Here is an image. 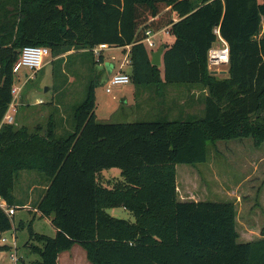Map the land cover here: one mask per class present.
Returning <instances> with one entry per match:
<instances>
[{"label": "trees", "instance_id": "16d2710c", "mask_svg": "<svg viewBox=\"0 0 264 264\" xmlns=\"http://www.w3.org/2000/svg\"><path fill=\"white\" fill-rule=\"evenodd\" d=\"M167 28L175 41L162 46V77L145 40ZM216 29L230 50L223 78L209 68ZM101 45L130 47L131 80L140 86L207 90L204 110L187 119L103 123L92 82L66 134L57 132L54 115L45 133L3 125L0 195L8 207L23 206L15 196L23 171L48 184L35 207L56 234L36 233L30 223L37 264H60L76 245L91 264H264V231L239 243L234 202H181L177 185V166L207 163L209 146L217 150L219 141L264 144V0H0V122L13 103V67L25 47L49 48L53 64L74 51L102 65L104 55H93ZM114 168L123 180L105 186L102 173ZM113 208L135 222L111 216ZM12 219L0 208V234L13 229Z\"/></svg>", "mask_w": 264, "mask_h": 264}, {"label": "rangeland", "instance_id": "374dc122", "mask_svg": "<svg viewBox=\"0 0 264 264\" xmlns=\"http://www.w3.org/2000/svg\"><path fill=\"white\" fill-rule=\"evenodd\" d=\"M162 31L164 32L158 34L153 32L152 40L156 41L154 47L147 44L151 53L168 44L162 40L164 38L167 41L168 30ZM171 40L172 38L168 39ZM213 46L219 48L221 42H216ZM93 55L96 60L100 55H104L105 64L93 65L90 55L75 54L74 51L63 56L65 63L53 64L55 58L51 55L46 59L48 65L35 74V78L27 84L26 75L33 73L24 68L20 72V79H16V83L22 86V91L14 103L16 112H12L15 116L13 125L16 128L25 126L32 132L41 127L45 133L49 118L54 115L58 121L59 134L72 131L73 107L85 100L92 82H97L95 112L100 122L132 123L156 121L164 117L176 119L169 117V113L164 109L154 108V104L162 100L159 93L162 89L158 85L140 86L132 81L127 85L114 86L111 93L107 92L111 86L110 79L118 71L119 66L124 63L127 69L130 68L126 51L110 47L99 51L98 54L93 52ZM109 64H113L111 71L107 68ZM228 67L223 66L218 70L227 71ZM218 76L223 78L227 74ZM46 88H49L48 92L45 91ZM40 100L44 102L40 104ZM208 156L209 160L205 164L177 166L180 196L185 191V183L189 181L190 194L184 197L185 201L234 202L238 212L237 231L240 234L238 242L249 243L260 239L264 231V144L257 148L251 138L219 141L217 150L209 146ZM103 176L105 181L123 180L121 171L117 168L103 171ZM41 177L45 179L36 171H23L16 181L15 196L18 204L27 205L28 209L15 207L16 214L12 216L13 229L4 234L7 238L5 245L10 250L0 252V264H37L41 261V257L32 253L28 246L31 243L30 223L33 224L36 233L55 237L56 229L50 218H42L38 210L35 211L43 191L42 187L46 186ZM180 196L179 200L184 202ZM108 213L115 218L135 222L134 215L124 208L109 209ZM22 223L25 224L24 228L20 227ZM60 264L91 263L87 260L85 250L76 245L61 255Z\"/></svg>", "mask_w": 264, "mask_h": 264}, {"label": "built area", "instance_id": "2783aa9c", "mask_svg": "<svg viewBox=\"0 0 264 264\" xmlns=\"http://www.w3.org/2000/svg\"><path fill=\"white\" fill-rule=\"evenodd\" d=\"M164 32V31H162ZM215 33L219 36L217 42H221V46L219 48H215L214 46L209 51V68L212 69V71H219L218 69L223 66H229L230 63V50L228 44L221 38L219 29L215 30ZM158 34V33H157ZM147 39L145 42L151 46L154 47L155 43L152 40L154 35L152 32L147 33ZM110 48L107 45H101L93 50L94 53L98 54L99 51H102L104 49ZM51 56V50L47 47H41V46H27L25 47L18 59V61L15 63L13 67V73L15 76V79H20V72L26 68L28 70H31L33 75H26L25 84H27L29 81L33 80L35 77L34 75L37 74L39 71H41L45 64L46 59ZM131 75L127 72H118L115 73L111 79L110 84L111 86L108 87L107 92H112V87L114 86H123L131 83ZM22 91V86H19L18 83H16L13 86L12 89V95H13V103L11 104L8 112L5 114L3 120L0 122V130L3 127V125H13L15 124V116L12 112H16V106H14V103L18 100L20 94ZM44 101L40 100V104H42ZM0 208L9 216L12 217L16 214V210L14 208H9L7 205V202L3 199V197L0 195ZM5 234V233H4ZM4 234H0V246H3L7 242V238L4 236ZM15 259L18 261V259L15 257Z\"/></svg>", "mask_w": 264, "mask_h": 264}, {"label": "crops", "instance_id": "0c3cea01", "mask_svg": "<svg viewBox=\"0 0 264 264\" xmlns=\"http://www.w3.org/2000/svg\"><path fill=\"white\" fill-rule=\"evenodd\" d=\"M166 30H168V32H167L168 33V39L172 38V40L168 41V39H167V41H166V40H164V38H162V40L164 43L167 42L168 43L167 45H171L175 41V37L170 34V30L168 28ZM159 33H162V31ZM154 43L156 45V41H154ZM121 49H123V48H121ZM123 50L126 51L127 57H129L130 47H127L126 49H123ZM46 65H48L47 61H46L45 66ZM109 67H111V69H113V64H109ZM160 68H161L162 77H163V67H160ZM121 71L127 72L130 74L132 72V69H131V66H130V68L127 69L125 64L123 63L119 66V69L116 73L121 72ZM220 72H222V71H220ZM218 75H221V74H217V76ZM222 75H226V74H222ZM228 75L229 74H228V70H227V76L226 77H228ZM159 93L161 95L160 97H162V100H159L158 102H156L154 104V108L155 109H160V108L164 109L165 112L169 113V117L171 116L173 118H179V117H185V116L191 117L194 115H201L203 113V110H204V99L208 95L207 90H203V89H200L198 87L174 86V85L167 86L164 90L162 89L161 92H159ZM172 114H174V115H172ZM102 176H103V173H102ZM102 181H103L105 186H109V180L105 181L104 176L102 177ZM188 182L185 183V187H184L185 191H183V193L181 194L182 196H180V186L177 183L178 190H179L178 191L179 196L182 197L181 200L184 202H186L184 200V197L185 196L187 197L190 194V185ZM47 185L48 184L46 183V186L42 187L43 188L42 194L44 193V190L47 188ZM39 200H40V198H39ZM22 207L28 209L27 205H23ZM35 211H36V208H35ZM60 260H61V256H60Z\"/></svg>", "mask_w": 264, "mask_h": 264}, {"label": "water", "instance_id": "95a60500", "mask_svg": "<svg viewBox=\"0 0 264 264\" xmlns=\"http://www.w3.org/2000/svg\"><path fill=\"white\" fill-rule=\"evenodd\" d=\"M164 54V49L160 48L158 51L154 52L151 56L152 64L157 67H161L162 65V56ZM109 71H111V67L108 66ZM212 74H227V71H212ZM49 88H46L45 91L48 92Z\"/></svg>", "mask_w": 264, "mask_h": 264}]
</instances>
